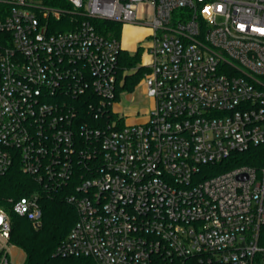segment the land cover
I'll return each instance as SVG.
<instances>
[{"label":"built area","instance_id":"1","mask_svg":"<svg viewBox=\"0 0 264 264\" xmlns=\"http://www.w3.org/2000/svg\"><path fill=\"white\" fill-rule=\"evenodd\" d=\"M65 1L0 0V174L39 187L0 206V264L12 214L40 227L41 196L65 188L77 220L57 257L264 264V0ZM96 21L151 32L145 123L110 118L124 45ZM253 149L262 164L210 175Z\"/></svg>","mask_w":264,"mask_h":264},{"label":"trees","instance_id":"2","mask_svg":"<svg viewBox=\"0 0 264 264\" xmlns=\"http://www.w3.org/2000/svg\"><path fill=\"white\" fill-rule=\"evenodd\" d=\"M47 4L58 9H68L69 7L65 0H47ZM67 20H69L68 17L63 18L62 22L54 28L66 30L67 25L64 26L63 23ZM95 25L99 32L105 36L112 33L114 37L120 39L122 31L120 24L96 21ZM140 55L141 50L135 55L123 52L119 65L123 66L122 69L134 68ZM144 74L145 70L139 69L134 77H127L123 89L132 91ZM110 118L117 121L118 128L123 126V117L112 115ZM257 151L253 149L249 153L236 154L220 164L209 167L210 175H217L241 165L257 166L262 164L260 153ZM38 188L32 178L23 174L20 167L16 165L7 173L0 174V206L10 209L9 199L16 200L28 196ZM70 194L71 188H65L41 196L42 225L39 228L34 227L32 220L28 217L12 214L11 242L24 251V264H94L91 259L83 257L61 258L55 256L57 248L66 240L77 220V211L68 201ZM260 239L261 244L264 245V227L261 229Z\"/></svg>","mask_w":264,"mask_h":264},{"label":"crops","instance_id":"3","mask_svg":"<svg viewBox=\"0 0 264 264\" xmlns=\"http://www.w3.org/2000/svg\"><path fill=\"white\" fill-rule=\"evenodd\" d=\"M126 31L129 32V41L127 43L124 42ZM150 34L151 32L149 29L138 28V27L131 26V25L122 27V37L120 40L123 42V45H124L123 52H127L130 55H135L139 50H141L140 59L136 67L130 68V69H122L123 66L119 65L118 76H117L119 79V89H120L119 93L121 91L129 93L127 95V98L129 100L134 99V96H133L134 91L138 90L141 87H142V90H144V83H143L144 77L150 72L149 66H146L147 63H149L152 60L150 54L148 53L146 49V46H147L146 40ZM139 69L145 70V74L142 76L141 80L138 82V84L134 87L132 91L124 90L123 87L125 85L126 78L134 77ZM141 95L142 94L140 93L139 99L141 100L145 99L141 97ZM114 110L116 111L118 115H120V117L124 118V121L126 122V124L132 125V124L145 123L147 121V115L150 111V108L145 110L146 112H144V114H142L143 116L141 117L138 116L139 113H138L137 107L132 106L130 107V109L123 110L122 107H119L118 104L115 103Z\"/></svg>","mask_w":264,"mask_h":264},{"label":"rangeland","instance_id":"4","mask_svg":"<svg viewBox=\"0 0 264 264\" xmlns=\"http://www.w3.org/2000/svg\"><path fill=\"white\" fill-rule=\"evenodd\" d=\"M69 8L70 7H68V9ZM70 26L71 25L68 23L67 24V29L70 28ZM107 36L114 37L112 35V33L108 34ZM121 37H122V31H121ZM121 37H120V39H121ZM114 38H116V37H114ZM141 92H142V87L139 88L138 90L134 91V93H133L134 99L133 100H129L127 98V95L129 93L121 91L119 93L118 99L116 100V103L118 104L119 107H122L123 110L130 109V107H132V106L133 107H137L138 108V113H139L138 116L141 117V116H143L142 114H144V112H146L145 110L149 109L150 106H151L150 100H147V99H142L141 100V99H139V95H140ZM34 227L39 228L38 226H35V225H34ZM13 254H14V258H15V263L16 264H24V262H25V253H24V251L21 248H19L15 244H14Z\"/></svg>","mask_w":264,"mask_h":264},{"label":"bare ground","instance_id":"5","mask_svg":"<svg viewBox=\"0 0 264 264\" xmlns=\"http://www.w3.org/2000/svg\"><path fill=\"white\" fill-rule=\"evenodd\" d=\"M128 31V29H127ZM126 31L124 42L127 43L129 41V32ZM147 32V31H146Z\"/></svg>","mask_w":264,"mask_h":264}]
</instances>
